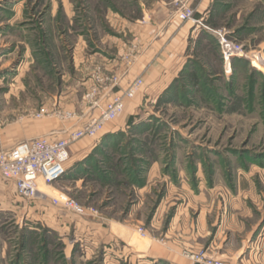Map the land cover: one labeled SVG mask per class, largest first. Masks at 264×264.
<instances>
[{"label":"rangeland","instance_id":"obj_1","mask_svg":"<svg viewBox=\"0 0 264 264\" xmlns=\"http://www.w3.org/2000/svg\"><path fill=\"white\" fill-rule=\"evenodd\" d=\"M223 2L214 28L224 29L249 58L232 57L229 75L212 77L220 67L200 50L199 88L181 81L178 100L159 105L162 94L144 100L123 137L87 149L82 161L70 159L60 186L96 207L97 216L75 215L51 199L36 204L17 198V209L0 211V264H168L145 257V243L165 246V239L184 241V231L193 232L196 204L179 200L190 188L240 187L251 208L264 211V0ZM107 8L128 11L122 0H0V132L19 121L40 120L30 113L42 106L82 116L89 89L83 82L91 68L80 61L97 45L114 51L108 47L114 29ZM208 91L215 94L209 102ZM81 120L65 121L76 126ZM179 176L185 187L177 183ZM144 181L150 182L139 192ZM251 219L262 217L254 212ZM200 251L221 258L207 247Z\"/></svg>","mask_w":264,"mask_h":264},{"label":"crops","instance_id":"obj_2","mask_svg":"<svg viewBox=\"0 0 264 264\" xmlns=\"http://www.w3.org/2000/svg\"><path fill=\"white\" fill-rule=\"evenodd\" d=\"M122 1L128 7L127 12L107 8L106 16L114 29L112 35H109L111 42L108 47L113 48V53L107 46L97 45L93 54L86 56L84 60L83 52L86 45L83 44L79 49L84 56L80 64H84L83 67L89 65V69L91 68L90 73H86L87 82L83 84L87 83L89 87L92 85L94 75L92 70L97 65L106 71L123 74L120 85L113 90L114 92L126 89L129 83L139 76L144 78L145 84L134 99L126 102L125 111L116 120L106 124L99 137L84 138L71 146L70 159H75V162L82 161L87 149L90 152L101 145L105 135L125 132L126 128H130L127 121L131 115L137 113L144 100L158 98L176 78L183 75L186 69L189 70L187 67L201 65L200 50L209 55V58L216 61L220 67L219 71L211 72V76H217L220 72H223L224 77L229 75L228 63L225 62L217 37L201 25L196 26L192 22L180 20L176 13L175 0ZM188 4L195 8L196 18L202 19L212 27L213 24L215 27L218 25L216 20L220 18L225 8L223 0H189ZM133 44L137 46L136 60L126 68L122 56ZM110 96L111 93H108L107 97ZM79 113L84 116L83 108ZM84 119L82 117V121ZM73 127L75 124L59 119L19 121L0 132V150L43 135L61 138L65 130ZM180 179L182 178L179 176L177 183L185 187L187 183ZM149 182L144 181L139 187V192H144ZM60 185L62 186L61 183ZM170 185L175 187L172 183ZM62 188L66 189L65 186ZM187 191V198L179 200L184 204L188 202V205L196 204L198 216L193 224V232L190 229L185 230L184 241L165 239V246L157 241L145 243L143 254L145 257L148 256L155 261L166 260L168 264H190L182 252H196L202 247H207L211 253L226 260H240V264H264V211L260 208L256 210L251 208L243 199L245 189L239 187L228 191L221 186L201 187L199 191L190 188ZM224 195L229 198L223 202ZM17 198L19 197L16 195L14 183L0 179V211L17 209ZM170 199L169 196L161 198L155 211H163ZM252 212H257L262 219L251 221ZM156 215L155 213L154 218ZM168 235L169 231L166 232V237Z\"/></svg>","mask_w":264,"mask_h":264},{"label":"built area","instance_id":"obj_3","mask_svg":"<svg viewBox=\"0 0 264 264\" xmlns=\"http://www.w3.org/2000/svg\"><path fill=\"white\" fill-rule=\"evenodd\" d=\"M189 0H175L176 13L180 20L189 21L196 26H203L218 39L225 62L234 56L249 58L248 52L241 45L231 41L224 29H217L204 23L195 16L196 10L188 4ZM136 45H131L122 56L125 67L129 68L136 60ZM123 74L109 72L98 68L93 75V83L83 97V111L86 118L80 125L64 131L61 138L50 135L34 137L16 143L8 149L0 150V179L13 182L16 195L29 202L51 199L53 205L75 215L97 216L98 209L85 206L77 198L60 186V182L67 174V164L71 158V146L84 138H95L103 131L107 123L116 120L126 108V102L134 99L143 89L145 81L139 76L129 83L126 89L114 92L120 85ZM111 93L108 98L107 94ZM106 99V100H105ZM30 115L37 119L67 120L69 118L82 119L76 111H55L47 106L34 110ZM42 186L50 187L53 194L46 192ZM60 186V187H59ZM142 237L147 233L137 230ZM185 255L194 264H232L225 259L216 258L205 251L186 252Z\"/></svg>","mask_w":264,"mask_h":264},{"label":"trees","instance_id":"obj_4","mask_svg":"<svg viewBox=\"0 0 264 264\" xmlns=\"http://www.w3.org/2000/svg\"><path fill=\"white\" fill-rule=\"evenodd\" d=\"M213 27L214 24H213ZM189 70H185V73L181 75L180 77L176 78L174 82L162 93V95L158 98V104L160 105L161 103L168 104L176 99L178 100V96L181 95L179 89V85L181 84V81H184L185 83H190L192 86L198 87L201 84V74H198L199 67L198 66H193V67H187ZM191 70V71H190ZM189 71V72H187ZM187 72V73H186ZM213 74V73H212ZM213 77V76H212ZM215 77V76H214ZM199 88V87H198ZM215 94L212 95V92L208 91L206 96L204 97L205 101L210 100V98H214ZM219 98V96H217ZM136 119L135 115H131L127 121V124L133 128L134 120ZM123 131L117 132V134H111V135H105L102 139L101 145L99 147H106L109 146L110 142L112 139L115 137H123L125 134ZM102 134V133H101ZM100 136V135H99ZM97 136V137H99ZM95 137V138H97ZM67 172H68V164H67ZM67 175V174H66ZM77 245H75L74 252L76 249Z\"/></svg>","mask_w":264,"mask_h":264}]
</instances>
